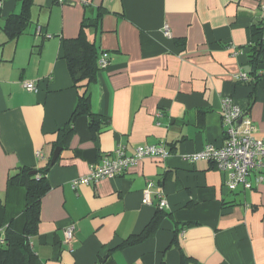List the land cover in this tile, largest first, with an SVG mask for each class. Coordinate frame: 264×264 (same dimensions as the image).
I'll return each mask as SVG.
<instances>
[{
  "label": "crops",
  "instance_id": "obj_1",
  "mask_svg": "<svg viewBox=\"0 0 264 264\" xmlns=\"http://www.w3.org/2000/svg\"><path fill=\"white\" fill-rule=\"evenodd\" d=\"M100 6L107 12L86 33L108 64L86 92L108 123L92 134L78 116L68 143L55 146L81 92L63 42ZM20 7L0 0V237L7 226L21 233L25 223V189L9 176L49 164L50 189L29 238L44 264H264V181L251 176V189L229 190L212 161L189 160L206 144L222 145L226 97L252 121L253 136L264 135V44L255 74L249 56L254 29L264 27V0H33L30 24L8 39L4 21ZM158 143L166 156L72 186L117 148L129 155ZM148 183L152 204H143ZM157 191L167 203L161 212ZM156 216L148 237L122 246Z\"/></svg>",
  "mask_w": 264,
  "mask_h": 264
},
{
  "label": "trees",
  "instance_id": "obj_2",
  "mask_svg": "<svg viewBox=\"0 0 264 264\" xmlns=\"http://www.w3.org/2000/svg\"><path fill=\"white\" fill-rule=\"evenodd\" d=\"M21 4L18 13H13L4 21L3 30L8 39H13L21 34L31 22V7L33 0H18ZM107 10L99 7L94 17L82 19L79 33L74 39H65L63 42V58L66 62L73 86L81 91L78 94L76 105L70 115L69 121L58 131L55 146H64L73 133L74 119L85 116L90 132L96 134L107 125V119L91 110L87 85L95 80L98 65V50L93 41L87 38L86 30L96 27L100 17ZM263 28L254 29V44L251 48L250 63L251 73L255 74L257 65L261 62L264 44ZM49 164L45 167H20L8 178L11 185L21 186L25 189V223L21 233H15L7 226L4 228L2 242H0V264H44L32 250L29 238L37 232L40 220L41 199L50 189L46 173ZM159 212H161L159 208ZM161 216L154 217L146 228L139 234L127 238L122 246L138 243L148 237L155 229Z\"/></svg>",
  "mask_w": 264,
  "mask_h": 264
},
{
  "label": "built area",
  "instance_id": "obj_3",
  "mask_svg": "<svg viewBox=\"0 0 264 264\" xmlns=\"http://www.w3.org/2000/svg\"><path fill=\"white\" fill-rule=\"evenodd\" d=\"M165 34H168L167 29H165ZM107 64V54L102 53L98 58V65L105 67ZM241 77L245 78L246 76L241 74ZM23 86L30 91L36 90V84L31 81L24 82ZM242 115L243 109L232 98H224L221 107V123L224 128L222 145L206 144L200 151L189 157L190 161L199 158L212 161L225 174L224 185L229 190H234L239 186L242 189H251L252 181L256 184L264 181V135L253 136L252 121L247 117L238 121ZM166 155L167 151L160 143L139 145L129 155L125 154L121 148H117L113 153L102 156L98 162L92 163L89 173L75 180L72 186L119 175L145 156L164 157ZM251 176L253 177L252 181ZM151 187L152 184L148 183L142 191L141 202L143 204H152ZM155 196L156 206L160 209L164 208L167 203L161 191L155 192ZM73 231V224L65 227L64 239L66 242L72 238ZM0 242H2L1 237Z\"/></svg>",
  "mask_w": 264,
  "mask_h": 264
},
{
  "label": "water",
  "instance_id": "obj_4",
  "mask_svg": "<svg viewBox=\"0 0 264 264\" xmlns=\"http://www.w3.org/2000/svg\"><path fill=\"white\" fill-rule=\"evenodd\" d=\"M244 117H245V114H243V115L241 116V118H240L238 121H241L242 118H244ZM60 150H61V148H59V147H56V148L54 149L53 154H52V157H51V160H50V163H51V164H52V163L56 160V158L58 157V154H59Z\"/></svg>",
  "mask_w": 264,
  "mask_h": 264
}]
</instances>
